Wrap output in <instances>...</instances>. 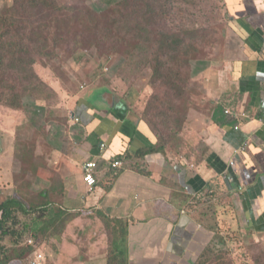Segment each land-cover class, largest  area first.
I'll use <instances>...</instances> for the list:
<instances>
[{
    "label": "crops",
    "instance_id": "1",
    "mask_svg": "<svg viewBox=\"0 0 264 264\" xmlns=\"http://www.w3.org/2000/svg\"><path fill=\"white\" fill-rule=\"evenodd\" d=\"M223 1L228 50L200 74L206 103L192 111L181 145L149 152L160 147L156 135L104 88L55 124L61 141L48 145L41 134L35 141L34 161L44 162L30 175L41 182L40 206L62 209L73 224L80 211L105 215L101 226L122 223L111 243L110 236L98 243L99 254L112 247L124 250L127 264H194L235 228L264 247V0ZM3 134L0 149L9 152L12 140ZM6 157L0 185L14 184L3 172L5 163L13 171ZM115 159L124 166L113 168ZM93 160L97 186L89 191L84 165Z\"/></svg>",
    "mask_w": 264,
    "mask_h": 264
},
{
    "label": "rangeland",
    "instance_id": "2",
    "mask_svg": "<svg viewBox=\"0 0 264 264\" xmlns=\"http://www.w3.org/2000/svg\"><path fill=\"white\" fill-rule=\"evenodd\" d=\"M121 1L42 0V6L35 7L31 0H24L27 6H21L17 0H0V18L9 20L7 25L0 23V37L5 38L0 39V46L5 43V47L0 48V56L5 58L0 61V135L7 133L12 140L9 152L2 148L0 156L14 159L13 171L12 163L4 165V175L14 184L9 182L10 188L5 182L0 185V203L4 198L19 197L27 208L40 207L43 202V199L38 200L42 193L41 182L30 175L36 173L37 166L38 172H41L39 166H43L44 162L42 159L34 161L35 141L39 134L41 141L48 145L61 141L62 137L53 131V127L61 124L67 115L70 116L73 106L78 105L80 99L89 97L92 91L104 88L112 94L113 100L125 101L161 139L160 144L171 147L184 141L181 134L185 136L187 127L191 128L194 121L192 111L204 109L206 102L203 100L202 72L199 73V69L203 64H207L208 68L218 65L228 50L230 20L224 1ZM65 7L113 12L109 11L108 17L102 18L105 23L99 26L98 32L91 25L90 31L81 35L79 26L74 22L67 32L65 17L58 18L61 19L57 24L59 32L47 31V21L51 20L55 10ZM114 19H119V22H114ZM165 33L175 35L186 47L195 45V50L187 52L178 61L172 60L169 49L159 52V58L156 52L159 46H165ZM11 37L18 42V46L31 51L30 57L35 63L31 70L36 76L33 77L31 73L26 75L18 68L14 60L16 56L12 54L15 47L9 48ZM39 46L40 50L37 51ZM35 53H38L37 56ZM28 95L31 98L24 99ZM27 99L43 108V111L37 110L40 114L35 122L23 110L12 112V104L21 107L23 103L33 112L35 109ZM0 142L2 144V138ZM31 211L28 215L14 214L16 218L10 221L7 228L19 234L0 240V262H4L9 254L16 256L9 258L10 261L14 259L11 264H26L27 258L23 262L17 261V258L23 251L22 256L28 251L25 246L27 242L32 243L30 237L33 231L38 239H35V250L44 253L47 264H53V256H56L57 250H63L62 245L68 244L69 251L76 248L64 232L67 224L64 227L60 223L53 224L48 231L43 230L41 219L35 224L41 217L39 211ZM121 225L117 221L110 224L111 227ZM95 226L90 224L88 230H84L85 227L82 231L75 230L79 247L83 253L86 249L94 252L85 257L86 261L92 258L88 264H109V258L115 250L118 252L117 248L112 250L111 247V251L102 255L95 252L93 244H98L100 237L105 235L110 236L111 243L115 230H100ZM59 230L62 241L55 236L61 233ZM92 235L95 237L92 238ZM247 235L241 228H235L231 235L224 234V238L214 240L210 248L198 257L197 264H264V247L247 238ZM16 238L19 239L18 243H15ZM118 257L124 259L123 263L117 261ZM118 257L115 256L112 264L128 263V255ZM62 264L68 263L64 260Z\"/></svg>",
    "mask_w": 264,
    "mask_h": 264
},
{
    "label": "trees",
    "instance_id": "3",
    "mask_svg": "<svg viewBox=\"0 0 264 264\" xmlns=\"http://www.w3.org/2000/svg\"><path fill=\"white\" fill-rule=\"evenodd\" d=\"M125 0H122L121 2H123ZM17 3H19L21 6H27V3L24 2V0H17ZM31 3H34L33 5L35 7H41L42 6V0H31ZM85 3V1H84ZM120 3V2H119ZM46 5V4H45ZM49 5V4H47ZM46 5V6H47ZM86 5V3H85ZM67 11V12H66ZM113 12L112 10H104L103 12H101V10L97 9V8H93L92 11L89 10H82V9H74L72 7H65L63 9L61 8H57L54 12V14L51 16V20L47 21L48 25L45 27L47 31H58V27L57 24L60 22V20H58V18H62L65 17V22H66V31L68 32L71 25L73 22L75 24H77L79 26L78 31L82 34H84L87 31H90V26L94 25L93 28L97 29L96 32L99 31V26L105 23V20L102 18L106 17L110 12ZM108 17V16H107ZM3 23V25H7L9 23V20L7 18H0V23ZM114 22H119V19L116 20L114 19ZM4 27V26H2ZM95 31V30H92ZM67 35H69L68 33H66ZM80 35V36H81ZM1 40H4L5 38H3L2 36L0 37ZM12 39V43L9 46L10 49L15 47V50L12 51V54H14L16 56L15 62L18 66L19 69H21L26 75H28L29 73H31V75L34 77V73L31 70L32 65H34V59L33 57H30L31 51L30 50H25L23 48H21V46H18V42L17 41H13ZM163 40L165 41V46H159L158 47V52H156L157 56L160 58L159 56V52H162L163 50H168L170 51V56L172 58V60L174 61H178L180 58H184V56L187 54V52H190L191 50H195V45L193 47H186L182 44V42H180L179 38L176 37L175 35H171L169 33H165V35H163ZM5 47V43H2V45L0 46V48H4ZM44 49H48L47 47H44ZM40 50V46L37 47V51ZM44 51V50H43ZM38 53H35V56H37ZM35 58V57H34ZM5 60L4 57L0 56V61ZM14 65V64H13ZM207 67V64H203V66L199 69V73L202 72L205 68ZM168 69L169 72H171V69L169 67H166ZM21 73V74H22ZM36 76V75H35ZM30 97V95L28 96H24V99ZM31 98V97H30ZM28 100V99H27ZM29 101V102H28ZM28 104H30V106L35 109L33 112L30 111V109L26 108V105H24V103L22 104V106H18L16 104H12L11 105V109L13 110H23L25 112H27V114L31 115V119L33 120V122H35V118L37 117V115L39 114L37 113V110H41L43 111V108L40 106H36L34 103L32 104L30 100H28ZM9 108V107H8ZM157 139H158V145L160 146L157 149H151L149 152H160L163 151V149L167 146H165L164 144H160L161 143V139L158 138V136L156 135ZM142 156H144L145 152L141 153ZM53 202H50L49 205H51ZM36 208H27L23 202L20 200L19 197H10L7 198L5 201H3L2 203H0V228H1V234H0V240L2 241V239H4V237L6 236H11L14 234H19L18 231H12L7 228L8 224L10 223V221L14 218H16L14 216V214L16 213H22L23 215H28L30 214L32 211L31 210H36L39 211V215H41V217L39 219H37V222L35 224H38L40 221V219L42 220L43 223V230H49L50 228L53 227V224H62L64 227L65 224H67L64 232L67 233V237L68 239H70V242L73 244L74 247L71 249V251H69L67 249V245H62L63 246V250L59 249L55 252L56 256H58L56 258V256H53L54 258V262L53 264H62L63 261L65 260V262L67 261L68 264H86L85 263V257H87L90 254H93L94 252H88L86 249V252H84V259H80V257L83 255V251L79 252L80 247H79V239H78V235L76 233V229L79 231H82L81 229H83V227H85L84 230H88L91 226L97 225L95 226V228L103 230L105 228H111L115 230L114 235L118 234L120 231L117 230V226L116 227H111L110 224H113L112 221L107 222V225H103L101 226V224L103 222L100 223L99 225V221H103V220H108V218L105 215H102L99 213L98 214H92L91 211L89 212H85V211H80L79 213H75L74 216L75 218L78 219V223L73 224L71 223L73 215L68 216V214L66 212H64L62 209H58L55 210L53 207L51 208V206H33ZM77 221V220H76ZM109 221V220H108ZM71 224V225H70ZM84 225V226H83ZM81 227V228H79ZM60 231V230H59ZM61 232V231H60ZM31 239H33L34 243H37V238H36V232L33 231L31 232ZM62 232L55 234V236L57 237V239L60 238V240L62 241ZM93 236V235H92ZM109 235H105L100 237V242L106 240V238ZM95 236H93L92 238H94ZM17 239V238H16ZM37 239V240H35ZM96 239H99L98 237H96ZM19 239L15 240V243H18ZM95 244V243H94ZM94 248L96 249L95 252L98 253L99 250L101 249V246L99 244L94 245ZM27 248V252L25 254V256H22L24 251L22 252V254L20 255L19 258H17V261H21L23 262L26 258L30 257V255L35 251V247L32 244H29L27 242L26 246ZM78 247V248H77ZM118 252L115 250V252L111 255L112 257L109 258V264H112L115 259V256H120V255H124V250L121 248L117 249ZM61 252V253H60ZM117 252V253H116ZM81 253V254H80ZM115 253L117 255H115ZM119 253V254H118ZM16 257V256H14ZM11 257L9 254L6 255V259L4 262H0V264H11V260L9 258H14ZM8 258V259H7ZM21 258V259H20ZM201 259V258H200ZM57 260V261H56ZM63 260V261H62ZM122 259H119V257L117 258V261ZM48 261L47 257H46V262ZM199 262V260L197 261V263ZM123 263V262H122ZM196 263V264H197ZM47 264V263H46Z\"/></svg>",
    "mask_w": 264,
    "mask_h": 264
},
{
    "label": "built area",
    "instance_id": "4",
    "mask_svg": "<svg viewBox=\"0 0 264 264\" xmlns=\"http://www.w3.org/2000/svg\"><path fill=\"white\" fill-rule=\"evenodd\" d=\"M112 167L115 169L122 168L124 163L119 160L115 159L111 163ZM98 164L97 161H88L84 165V182L89 189V191H93L94 188L97 186V179L95 176V172L97 170ZM32 245L37 248V245L34 243L33 240ZM26 264H46V256L43 252L35 250L34 253L27 258Z\"/></svg>",
    "mask_w": 264,
    "mask_h": 264
}]
</instances>
